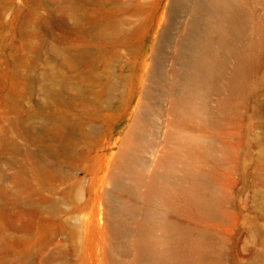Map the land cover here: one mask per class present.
<instances>
[{
	"label": "rangeland",
	"instance_id": "obj_1",
	"mask_svg": "<svg viewBox=\"0 0 264 264\" xmlns=\"http://www.w3.org/2000/svg\"><path fill=\"white\" fill-rule=\"evenodd\" d=\"M172 3L0 0V264H132L106 219L132 148L142 193L175 168L152 206L119 195L163 214L178 264H264V0H241L203 115L171 84L193 0Z\"/></svg>",
	"mask_w": 264,
	"mask_h": 264
},
{
	"label": "bare ground",
	"instance_id": "obj_2",
	"mask_svg": "<svg viewBox=\"0 0 264 264\" xmlns=\"http://www.w3.org/2000/svg\"><path fill=\"white\" fill-rule=\"evenodd\" d=\"M184 1L186 0H173V8L177 9ZM240 2L241 0H193L192 24L181 43L183 69L171 84L180 87L181 102L200 115L206 112L205 96L213 82L222 74L227 57L235 52L234 42L242 25ZM155 78L158 81L163 79L160 68L155 69ZM137 124L136 136L144 139L147 134L146 126L141 119ZM138 156L137 148L123 153L114 176L113 189L107 193L106 219L114 235L126 241L122 252L134 253L132 264H178L181 255L173 243L174 228L159 210L151 207L175 179V168L171 166L159 172L150 181L145 193H142L141 186L145 180ZM127 178L130 180L128 183ZM120 191L143 195L151 206L139 208L121 197ZM14 204H19L17 199Z\"/></svg>",
	"mask_w": 264,
	"mask_h": 264
}]
</instances>
